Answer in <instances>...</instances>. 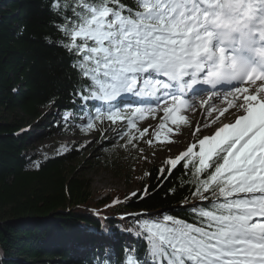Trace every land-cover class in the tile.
Here are the masks:
<instances>
[{
  "label": "snow or ice",
  "instance_id": "obj_1",
  "mask_svg": "<svg viewBox=\"0 0 264 264\" xmlns=\"http://www.w3.org/2000/svg\"><path fill=\"white\" fill-rule=\"evenodd\" d=\"M50 8L66 38L56 43L73 57L72 95L107 106L85 110L82 131L106 120L135 146L149 132L138 121L162 111L153 138L165 144L177 131L167 122L189 124L185 113L234 117L166 160L169 174L183 161L190 177L181 207L193 222L162 214L140 223L144 254L126 246L117 264H264V0H51ZM130 96L156 103L125 110ZM200 131L198 123L193 135Z\"/></svg>",
  "mask_w": 264,
  "mask_h": 264
},
{
  "label": "trees",
  "instance_id": "obj_2",
  "mask_svg": "<svg viewBox=\"0 0 264 264\" xmlns=\"http://www.w3.org/2000/svg\"><path fill=\"white\" fill-rule=\"evenodd\" d=\"M50 4L0 0V264H117L126 246L142 256L146 245L135 235L144 221L119 216L146 212L157 213L161 221L167 214L193 222L181 207L192 187L182 181L190 177L183 161L171 174L165 161L138 178L135 196L115 192L97 200L90 181L76 175V152L31 164L27 128L44 111L65 115L71 110L76 118H70L78 122L85 110H95L72 95L78 77L70 67L73 57L56 43L66 38L53 23L63 21ZM120 148L104 142V162L114 164ZM125 234H131L130 244Z\"/></svg>",
  "mask_w": 264,
  "mask_h": 264
},
{
  "label": "rangeland",
  "instance_id": "obj_3",
  "mask_svg": "<svg viewBox=\"0 0 264 264\" xmlns=\"http://www.w3.org/2000/svg\"><path fill=\"white\" fill-rule=\"evenodd\" d=\"M185 114L190 121L189 124H181L177 128L176 125L171 124V121L167 122L168 127L177 129L175 135L167 133L173 140L172 143L160 144L153 138L155 131L158 130V125L162 122V111L156 113L155 119L148 116L147 119L138 121L137 127L141 130L148 128L149 132L142 139L134 141L135 146H133L127 144L128 137L121 138L117 132L112 130L117 125L109 127L110 122L106 120L103 123H97L98 130L84 132L81 130V125H85L86 120L76 123L69 118L66 121L64 114L49 109L43 112L42 117L36 123L27 128L30 138L26 145V155L35 167L55 156L74 151L79 158L78 162L73 165L76 175L80 179L84 177L90 181L91 192L97 197V200L109 198L115 192L132 195L139 190L138 178L145 173L148 167L161 165L169 157L175 158L190 144L196 143L199 138L214 133H204L195 137L193 130L196 118H191L189 113ZM215 115L214 113L213 117L207 116V119L213 120ZM202 117L197 119L200 120ZM66 129L69 130V137L65 136ZM160 132L163 139L166 129L160 130ZM135 134L139 135L138 132ZM150 138H153L152 146L146 143ZM104 142L116 143L122 147L118 150V155L115 156L117 160L114 161V164L104 162L106 160L103 149ZM151 216L159 218L157 215ZM128 237L129 235H125L124 242L126 244L130 243V237Z\"/></svg>",
  "mask_w": 264,
  "mask_h": 264
},
{
  "label": "bare ground",
  "instance_id": "obj_4",
  "mask_svg": "<svg viewBox=\"0 0 264 264\" xmlns=\"http://www.w3.org/2000/svg\"><path fill=\"white\" fill-rule=\"evenodd\" d=\"M222 106V105H221ZM230 112L231 111H234V109H230L229 110ZM201 113H202V110H198V111H196V112H189V115L191 116V118L193 117V118H196V120H195V122H194V128H195V126L199 123L200 125H201V131L200 132H197L196 133V135H195V137H198L199 135L201 136V135H203L204 133H209V134H211V133H213L214 131H215V128H217V127H220V126H222L221 125V120H223V122L224 123H228V122H230V121H234V117H230L229 118V120H224V118L222 117V119L221 120H217L215 123H212V120H210V119H207V116L206 115H201ZM227 115V114H226ZM200 116H203L200 120L199 119H197V118H199ZM205 120H208V121H205ZM204 123H207L209 126L208 127H203V124ZM145 211V210H144Z\"/></svg>",
  "mask_w": 264,
  "mask_h": 264
},
{
  "label": "water",
  "instance_id": "obj_5",
  "mask_svg": "<svg viewBox=\"0 0 264 264\" xmlns=\"http://www.w3.org/2000/svg\"><path fill=\"white\" fill-rule=\"evenodd\" d=\"M49 219V218H48Z\"/></svg>",
  "mask_w": 264,
  "mask_h": 264
}]
</instances>
